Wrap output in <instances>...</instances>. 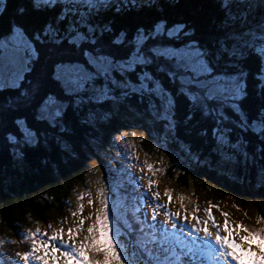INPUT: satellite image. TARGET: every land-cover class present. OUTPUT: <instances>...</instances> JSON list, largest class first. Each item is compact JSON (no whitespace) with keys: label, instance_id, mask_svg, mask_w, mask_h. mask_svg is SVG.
<instances>
[{"label":"trees","instance_id":"1","mask_svg":"<svg viewBox=\"0 0 264 264\" xmlns=\"http://www.w3.org/2000/svg\"><path fill=\"white\" fill-rule=\"evenodd\" d=\"M62 11L68 17L58 25L63 42L56 44L42 35L44 43L34 40V35L42 33L46 24H55ZM158 21L166 22L167 26L185 24V29H191L194 35L187 40L199 41L208 64L220 70L215 54L226 59L225 48L233 43L242 50L251 35L249 25L264 23V0H228L226 8L224 0H156L151 5L144 1L132 5L127 4V0H115L99 11L89 9L84 0H63V4L52 8H36L33 0H0V37L7 38L22 30L32 40L39 56L30 65L31 71L27 70L18 83L19 87H0V234L17 235L30 220L46 222L52 217H65L75 190L87 184L95 156L102 179L114 191V205L121 212L123 222L128 219L132 223L129 217L138 208L135 194L140 191L133 189L135 181L123 162L126 149L122 138L125 133L135 132L141 136H137V144L153 159L170 156L171 160L170 147L185 156L186 162L180 159L179 164L173 161L168 166L163 175L165 180L184 189L194 188L196 201L220 205L218 209L223 213L235 216L234 210L240 211L237 218L240 222L251 218L247 210L250 206L259 221L257 211H264V140L250 129V124L253 119L264 120V55L255 51L260 40L253 36L254 27L250 28L252 36L244 49L246 57L242 64L246 96L239 100L249 122L244 125L247 131L240 127L243 121L230 110L225 109L228 119L221 118L220 125H216L215 114L204 116L199 105H190L184 96L176 94L177 85L168 83L165 72L156 71L160 61L154 60L149 70L176 97V128L168 146L154 141V136L162 140L165 129L162 122H158V126L152 124L148 97L134 94L121 97L120 92L125 89L117 84L110 85L115 99L96 103L95 93L63 95L65 69L60 70L61 81L53 78L58 63H84V49L92 55L111 57L112 67L119 68L136 46L134 37L140 30L149 35ZM81 22L90 23L92 31L83 28ZM69 24L84 32L85 40L79 48L67 43ZM92 40L95 43H91ZM186 41L163 36L161 41L149 39L143 49L147 55L150 46L179 45ZM235 70L229 66L217 74L236 75ZM22 91L26 95H21ZM45 94L55 95L67 104L55 128L34 119L37 104ZM134 112L145 116V120L140 122L133 116L125 118ZM18 119L37 132L39 142L35 146L8 140L9 135L17 138L20 135ZM214 126L230 128L227 135L233 142L239 141V148H229L226 151L230 153L224 154L216 150L218 146L212 136ZM89 255L93 259L102 257V253L94 250H90ZM9 256L6 255L1 264L24 263Z\"/></svg>","mask_w":264,"mask_h":264},{"label":"snow or ice","instance_id":"2","mask_svg":"<svg viewBox=\"0 0 264 264\" xmlns=\"http://www.w3.org/2000/svg\"><path fill=\"white\" fill-rule=\"evenodd\" d=\"M155 2L156 0H144V3L149 5ZM33 3L36 8L42 6L52 8L63 4V0H33ZM84 3L89 9L94 8L99 11L102 7L106 8L111 0H84ZM132 3L135 4L136 0H132ZM227 4L228 0H224L225 8ZM67 19L66 13L62 11V14L56 17L55 24H46L42 33L34 35L33 39L44 43L45 41L41 39L42 35L60 44L64 37L59 36L58 25ZM81 26L89 32L92 31V26L88 22H81ZM185 27L183 23L167 26L166 22L158 21L154 24L150 35H145L143 30H140V34L134 37L137 43L133 52L126 58V62L120 63L119 68L112 67L111 57L103 54L92 55L84 49V63L72 65L58 63L55 65L53 78L61 81L60 70L65 69L62 81L63 95L95 93L96 103L115 99V96L111 94L110 85L117 84L125 89L120 92L121 97L130 94L148 97L147 109L150 115L155 117L157 122H162L164 129L174 134L176 97L172 90L149 70L154 60L160 61L156 71L165 72L168 83L177 85L176 94L184 96L190 105H199L204 116L215 114L218 117L216 125H220L221 118L228 119L225 114V109H228L243 121L240 127L244 128V125L249 122L239 104L243 93L235 84L236 77L222 79L219 74L213 75L214 70L208 64L198 41L187 40L179 45H153L147 49L148 54H145L143 46L149 39L155 40L157 36H166L171 40L180 36H191L192 30L185 31ZM67 33H70L66 37L67 43L74 44L77 48L85 40L84 32L76 30L71 24L67 26ZM91 43L95 41L92 40ZM3 49H8L13 55L23 56L24 68L28 71H31L32 62L39 57L32 40L28 39L22 30L11 33L7 38L0 37V50ZM255 51L259 55H264V45L257 46ZM117 77L122 80H118ZM19 79L22 80L23 76ZM15 86L19 87V84ZM21 95L26 93L22 91ZM66 108L67 104L60 98L45 94L37 104V115L34 119L55 128ZM16 124L19 126L20 135L18 138L9 135V141L23 142L26 146H35L39 142L37 132L30 130L24 120L18 119ZM250 129L257 134L264 133V120L253 119ZM244 130L247 131L248 128ZM61 131H63L62 127ZM230 131L231 129L227 127L212 128V136L218 146L216 150L221 154L230 153L226 151L229 148H239V141L233 142L227 135ZM261 139H264V135H261ZM244 155L247 153L245 152ZM152 167L153 165H148L149 169ZM148 183L152 185L156 181L150 179ZM155 194L159 196L158 192ZM165 196L171 199L170 192H165ZM138 203L141 207L134 209L129 217L133 222L129 223L128 219L124 221L135 249V264H233V262L264 264V229L253 230L243 224L237 226L229 221L228 213L225 212L221 232V225L216 223L211 209L207 211L215 225V232L209 230L207 221L201 223L195 214L192 216L194 222H189L185 214L184 223H181L179 211L167 213L166 220L159 222L156 208H150L149 204L143 200ZM101 204H106V201L102 199ZM180 207H184L183 203ZM79 211H83V205L80 206ZM141 213L143 219H141ZM73 215L76 214L73 213ZM84 223L85 218L82 217L76 227L68 228L67 241L64 239L62 228L53 231L47 239H37L36 233L39 231L37 229L31 235V250L25 251L19 258L24 261V264H30L33 259L40 264H59L61 258L63 264H101L100 260L90 257V250H94L96 253L103 254L102 264H112V261L122 264L121 257L117 254L113 241L109 237V220L105 208L98 209L96 221L87 227V235L77 241L75 234L83 228ZM201 232L203 237L200 235ZM238 232L243 233L240 240L234 238V233ZM53 242L61 245L70 242V250L61 251Z\"/></svg>","mask_w":264,"mask_h":264},{"label":"rangeland","instance_id":"3","mask_svg":"<svg viewBox=\"0 0 264 264\" xmlns=\"http://www.w3.org/2000/svg\"><path fill=\"white\" fill-rule=\"evenodd\" d=\"M148 33H150V31ZM23 60V56L13 55L8 49H3L1 51L0 86H15L21 81L19 77L24 76L27 71V69L24 68ZM235 84L240 87V90L242 89V86H240V82L238 79L235 80ZM243 97L244 93L242 98ZM131 116L136 117V119L140 122L145 120V116H141V114H139L138 112H134V115H127L125 118L129 119V117ZM150 118L153 120L152 124L158 126V122L156 121L155 117L151 116ZM172 134L173 133H171L170 130L165 129L162 140H159L156 136H154V141L157 143H163L168 146L169 142L172 141ZM137 136L141 137L138 132H135L134 134L125 133V138H122V140L125 141L124 147L126 149V153L123 158L124 162L127 163L126 159H129L130 162L135 167H137L136 173L138 175L136 173H133L134 178L140 179L141 176H146L145 178H147V183L141 182L140 185L147 192L150 191V208H156V211L158 213L157 220L159 222H163L166 220L167 213L179 211L181 215V223H184L183 217L185 214H187L189 222H194L192 221V216L193 214H195L199 217L201 223L207 221L209 230L215 232V225L213 224L212 219L209 217V212L207 211V209H211L212 216L215 218L216 223L221 225L222 232L225 217L217 211L220 205L216 206L213 205L212 202L204 200H197L196 205L187 204L189 202L193 203V201L196 200L194 194L195 189L192 187H188L185 189L178 187L174 182L165 180L163 178V175L167 171L168 166L172 164L173 161L176 164H179L181 162L180 159H182L183 162H186V159L183 158L185 156H182L177 151H172V147H170V152L172 154L171 160L169 159L170 156L167 158L165 156V158L162 159H153L152 157L147 156L145 152H143V148L141 145L137 144ZM91 161H93V165L89 173L87 184L86 186L79 187L75 190L70 204L69 206H67V215L65 217H52L46 222L39 221L33 223V221L30 220V222L24 226L23 231L21 233H18L17 235L12 234L11 237H8L6 235L0 234L3 236L0 238V264L3 260V257H5L6 255L10 254L15 258H19L20 255H22L25 251H30L32 248L31 235L32 232L36 231L37 229H39V231H37L36 233L38 235L37 239H47L48 236L52 235L53 231L58 228H62L64 230V239L67 241L68 228L76 227L79 219L83 217L85 218L84 226L75 234L76 240L79 241L85 235H87V227L89 224L96 221L98 209H100L101 207H104L105 211L107 212L109 220V237L113 241V245L116 248L117 254L121 257L122 264H135L136 257L134 255V249L131 247L133 246V244L127 239V237L124 236V233L121 229L122 221L119 218L120 211L113 206L114 191L111 189L110 185L106 181H103V179L101 178V171L99 168L98 171L96 166L98 165L96 156L92 157ZM149 164L153 165L151 169L148 168ZM130 175L131 177L133 176L132 174ZM150 179L156 181V183L151 185L150 183H148ZM164 187L170 188L171 201H175V203L170 204L171 207L169 206L170 199H166L160 194L159 196L155 194V192L159 193L158 188ZM154 188L155 190L153 191ZM181 198L183 199L181 200ZM102 199L106 201V204H101ZM89 201H92V203H89ZM178 202L183 203L184 207H178ZM223 204L226 207L225 202H223ZM81 205H83L82 212L79 211ZM226 209L228 210V207H226ZM247 210L250 211L251 215H249L251 216V218H244V220L242 221L244 222V225L253 230L262 229L264 227V222H262V219L264 220V211L263 213H259L257 211V218L259 219L258 221L256 220V216L254 214L256 212L255 209L253 210V208L248 206ZM73 213H75L76 215H73ZM233 214L235 215L234 218L237 219L239 218L238 215L240 214V211L234 210ZM229 221L234 222L237 226L240 225L236 220L230 219ZM197 226L199 227L200 225ZM200 235L201 237H203L202 232L200 233ZM242 235V232L234 233V238L240 240V237ZM53 243H56V246L61 251L70 250V242L63 245L59 244L58 242ZM57 255H59V253H57ZM31 261L33 262V264H40L39 261H35L34 259ZM234 263L235 262H233V264ZM59 264H63L62 258L59 261ZM112 264H116V262L112 261Z\"/></svg>","mask_w":264,"mask_h":264},{"label":"bare ground","instance_id":"4","mask_svg":"<svg viewBox=\"0 0 264 264\" xmlns=\"http://www.w3.org/2000/svg\"><path fill=\"white\" fill-rule=\"evenodd\" d=\"M175 41V40H174ZM177 41V40H176ZM115 178V177H114Z\"/></svg>","mask_w":264,"mask_h":264}]
</instances>
